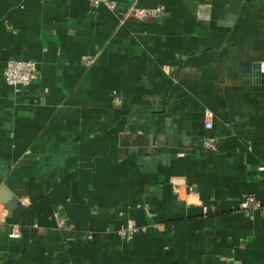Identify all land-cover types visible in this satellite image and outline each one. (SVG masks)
Segmentation results:
<instances>
[{
  "label": "crops",
  "instance_id": "crops-1",
  "mask_svg": "<svg viewBox=\"0 0 264 264\" xmlns=\"http://www.w3.org/2000/svg\"><path fill=\"white\" fill-rule=\"evenodd\" d=\"M111 1L0 0V264H264V0Z\"/></svg>",
  "mask_w": 264,
  "mask_h": 264
},
{
  "label": "built area",
  "instance_id": "built-area-1",
  "mask_svg": "<svg viewBox=\"0 0 264 264\" xmlns=\"http://www.w3.org/2000/svg\"><path fill=\"white\" fill-rule=\"evenodd\" d=\"M92 6L105 5L108 8H113L114 3L111 0H90ZM161 7H154L147 12L143 8H134L133 14L137 18H141L149 13L151 16H157L161 12ZM36 62L33 60H17L11 59L6 62L3 70V78L7 84L12 86L15 90L25 87L35 79L36 74ZM213 116L209 110L204 112V127L210 129L213 125ZM218 140L215 136H208L204 141V146L211 149L215 148ZM259 170H264V166H260ZM26 204V201L23 200ZM260 203L252 196L247 195L241 202V208H258ZM143 230L142 227L137 226L133 221L128 220L126 224L117 229V234L122 238L128 239L135 232ZM10 235L12 237H18L19 231L15 227L11 230Z\"/></svg>",
  "mask_w": 264,
  "mask_h": 264
},
{
  "label": "water",
  "instance_id": "water-1",
  "mask_svg": "<svg viewBox=\"0 0 264 264\" xmlns=\"http://www.w3.org/2000/svg\"><path fill=\"white\" fill-rule=\"evenodd\" d=\"M254 68H255V76L262 82V81H264V72H260L259 70H260V65L259 64H256L255 66H254ZM7 202H9L10 203V206L12 205V203H13V200L11 199V198H9L8 200H7Z\"/></svg>",
  "mask_w": 264,
  "mask_h": 264
}]
</instances>
